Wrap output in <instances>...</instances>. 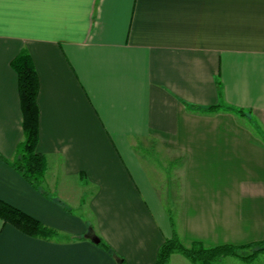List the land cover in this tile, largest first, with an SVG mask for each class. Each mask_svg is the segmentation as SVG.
Segmentation results:
<instances>
[{"label":"crops","instance_id":"1","mask_svg":"<svg viewBox=\"0 0 264 264\" xmlns=\"http://www.w3.org/2000/svg\"><path fill=\"white\" fill-rule=\"evenodd\" d=\"M20 54L49 198L8 163ZM0 200L60 234L0 220V264H151L172 233L264 240V0H0Z\"/></svg>","mask_w":264,"mask_h":264},{"label":"trees","instance_id":"2","mask_svg":"<svg viewBox=\"0 0 264 264\" xmlns=\"http://www.w3.org/2000/svg\"><path fill=\"white\" fill-rule=\"evenodd\" d=\"M11 66L18 76V91L20 108L22 113L23 138L16 147L14 157L6 161L17 171L33 188L39 190L49 198L48 193L42 188V183L47 170L46 156L37 150L38 144V107L36 103L37 76L32 61L27 54H20L12 59ZM192 110H200L199 106L186 104ZM216 106H209L205 110H214ZM241 113L242 110H239ZM84 178L83 176H81ZM58 203L62 202L58 199ZM65 207V206H64ZM67 211L69 208L65 207ZM0 220L9 224L20 232L42 239H57L60 237L58 231L43 225L35 218L21 210L0 200ZM87 230L92 232L91 224L87 223ZM97 245L105 251L114 255L112 250L98 236ZM70 238V237H69ZM73 238V237H72ZM178 253L189 260L192 264H218L222 258L234 257L244 264H259L264 260L256 259L264 255V240L242 245L223 244L216 246H205L199 241H193L185 245L176 233L161 243L156 257L151 264H167L170 256ZM118 264H124L119 258Z\"/></svg>","mask_w":264,"mask_h":264},{"label":"rangeland","instance_id":"3","mask_svg":"<svg viewBox=\"0 0 264 264\" xmlns=\"http://www.w3.org/2000/svg\"><path fill=\"white\" fill-rule=\"evenodd\" d=\"M43 188V187H42ZM86 218V217H85ZM261 260H264V255H261L259 256L256 261H261ZM228 262H232V263H237V264H240L242 263L239 259H236L234 257H225V258H222L221 261L218 263V264H227ZM243 264V263H242Z\"/></svg>","mask_w":264,"mask_h":264},{"label":"water","instance_id":"4","mask_svg":"<svg viewBox=\"0 0 264 264\" xmlns=\"http://www.w3.org/2000/svg\"><path fill=\"white\" fill-rule=\"evenodd\" d=\"M91 240H92V242H94V243H96V244H97L98 241H99L98 238H96V237L91 238Z\"/></svg>","mask_w":264,"mask_h":264}]
</instances>
